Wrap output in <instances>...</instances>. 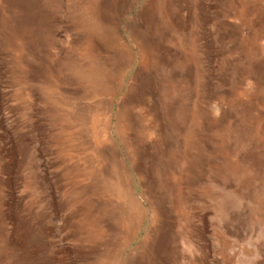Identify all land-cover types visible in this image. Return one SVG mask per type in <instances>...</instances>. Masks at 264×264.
Segmentation results:
<instances>
[{
	"label": "rangeland",
	"instance_id": "obj_1",
	"mask_svg": "<svg viewBox=\"0 0 264 264\" xmlns=\"http://www.w3.org/2000/svg\"><path fill=\"white\" fill-rule=\"evenodd\" d=\"M0 264H264V0H0Z\"/></svg>",
	"mask_w": 264,
	"mask_h": 264
}]
</instances>
